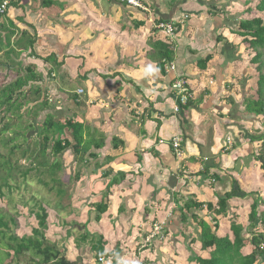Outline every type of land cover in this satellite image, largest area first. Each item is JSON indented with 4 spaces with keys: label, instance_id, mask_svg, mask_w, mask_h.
I'll use <instances>...</instances> for the list:
<instances>
[{
    "label": "crops",
    "instance_id": "crops-1",
    "mask_svg": "<svg viewBox=\"0 0 264 264\" xmlns=\"http://www.w3.org/2000/svg\"><path fill=\"white\" fill-rule=\"evenodd\" d=\"M139 1L150 12H146L148 22L143 10L125 8L113 0H11L6 13L0 16V42L8 43L7 37L12 33L8 48H14L26 33L36 39L33 49H16L20 55L12 56L14 65L0 59V65L7 67L4 69L10 74L5 86L33 66L41 79L31 81L25 92L31 91L32 98H36L32 89L41 88L40 102L46 96L49 105L55 107L52 112L48 108L39 111V121L50 114L56 121L84 124L98 139L103 133L104 146H94L89 152L98 157L88 156L89 167L80 166L82 175L78 183L74 182L77 191L74 189L73 193L78 199L75 207L79 208L73 209L75 214L80 211L85 216L82 203L104 201L108 208L100 222L96 221L98 211L91 208L85 212L88 230L92 235L103 236L105 252H111L116 264L119 259L150 264L145 248L143 251L140 247L138 255L128 249L124 253L122 242L129 243L133 237L134 244H146L155 224L162 225L161 232L147 247L171 249L177 258L182 251L189 258L188 245L181 241H198L200 221L212 229L217 223L215 234L234 241L232 226L243 228V233L248 231L252 227L249 215L253 200L261 193L264 201V170L255 159L264 151V139L252 141V137L264 136L263 131L254 133L260 123L256 120H261V116L247 113L252 99L230 96L227 90L232 80L242 81V73L233 67L241 62L233 53L235 48L223 46L220 57L211 52L213 41L225 33L228 22L210 13L212 19H204L206 25L202 29L198 25L194 28L192 24L200 23V19H192L195 14L203 17L201 9L212 7L201 8L192 0L180 7L169 1L171 11L160 13L150 0ZM185 16L188 18L183 30L173 39L159 33L152 23L160 22L157 19L175 22ZM160 42L168 43L173 53L172 59H167L176 67L172 73L157 66L154 54L153 59L149 56L157 53ZM4 54L1 50L0 56ZM207 56L211 60L203 69L202 61ZM148 65L159 71L146 78L144 69ZM176 77L185 79L194 94L189 106H181L171 89ZM81 80L84 86L74 90V83ZM80 90L83 94H78ZM68 133L69 130L65 134ZM175 137L182 140L179 158L172 148ZM114 145L122 147L117 150ZM67 164L75 165V173V157ZM205 168L208 172H204ZM115 180L118 183L110 187ZM232 193L235 198L218 214L219 200ZM189 200L204 208L181 211ZM207 204L213 205L214 210L208 211ZM261 212L264 214V204ZM86 218L80 222H86ZM95 228L101 232L96 233ZM117 228L121 235L131 237L111 245L105 231ZM256 230L264 232V225ZM251 237L245 234V239ZM118 245L119 256L115 248ZM250 247L244 252H251ZM88 254L85 258L80 253V259L87 260L91 256ZM114 261L98 260L97 264Z\"/></svg>",
    "mask_w": 264,
    "mask_h": 264
},
{
    "label": "trees",
    "instance_id": "trees-1",
    "mask_svg": "<svg viewBox=\"0 0 264 264\" xmlns=\"http://www.w3.org/2000/svg\"><path fill=\"white\" fill-rule=\"evenodd\" d=\"M116 3L122 4L123 7H131L126 2H122L119 0H113ZM214 0H210L209 2H212ZM230 0H225V2H228ZM204 2V1H203ZM206 2V1H205ZM204 2V3H205ZM234 4L242 5L241 7V13L239 16L235 19L238 21L237 24H235V27L237 25V28L228 29L230 30V33L233 35H238L239 37H242L243 42L246 45V49L248 50L250 54V61L253 66H255L256 73L258 74V80H257V94L258 99L256 101H251L250 104L247 106V113L252 114L253 116H261L264 117V0H233ZM213 3V2H212ZM205 4H208L207 2ZM152 6V5H151ZM212 8L217 9V13L220 12V9L216 2H214L211 5ZM140 10V9H136ZM141 11V10H140ZM221 11H223L221 9ZM258 12L259 14H262L260 16H257L255 13ZM142 13L146 16V22H148V16L146 12L142 11ZM213 14V13H211ZM223 15L226 17H223L225 21L230 22L229 15L225 11H223ZM160 22H173L171 20L163 21L161 19H157ZM179 21L178 19L175 20V22ZM145 20L143 21V24L146 23ZM158 23V22H157ZM178 27V25H177ZM156 29V28H155ZM157 30V29H156ZM183 30V27H181V32ZM159 31V30H158ZM178 32V33H179ZM159 33H162V31H159ZM164 34V33H163ZM12 33L8 35V46L10 47V38ZM165 35V34H164ZM167 37V36H166ZM28 38V41L25 42V39ZM218 41H221L220 37L217 39ZM36 42V39L30 38L29 34L26 33L23 35V38L21 41H16V46L14 48H8V52H6L7 56V62L14 65V59L11 58L10 54H14L15 56L17 54L20 55V53L17 52L16 49L18 48H24L25 49H33L34 44ZM1 43V42H0ZM158 49L157 53L155 52L156 49H154V52L156 53H150V58L153 59V56L155 55L157 57V66L163 70L164 65L162 62V59H172L173 53L170 50L169 44H163L162 42L157 43ZM154 54V55H153ZM159 55V57L157 56ZM211 60V57L207 56L202 62L204 63L203 69L206 68V64ZM34 67L29 66L26 69V72L23 76L18 77L14 82L10 83L9 85H6L3 90L0 91V108L4 107L5 111L7 112H13L16 114L17 119H20L22 115L19 114V110L22 107V104L20 103L21 98H23L26 94L25 88L28 87L29 83L31 81H39L41 78L37 76L34 71ZM20 71H19V74ZM33 95L40 97V90L39 89H32ZM16 98V99H15ZM36 102V101H35ZM191 100L188 102L187 106L191 105ZM233 105L235 103H232ZM49 102L46 96H44L43 101L39 103V105H36V107L30 108L27 112V116H32L34 121H37L40 115L41 110L48 108ZM13 114V115H14ZM15 116V115H14ZM39 128H42L39 130ZM28 130H31L32 132H36L35 139L31 140V143L34 145L32 147V144H29L28 147H25L21 144H15L12 140L9 142L11 147V155H14V151L19 150L22 152L21 156L23 158V161L30 158L29 166L24 171H21L20 174L25 180L29 174L32 172H36L35 174L41 175L40 177H37V181L39 184L45 186V188H49V192H53L56 190V187L59 189L57 190V196H59V203L62 205L61 199L64 201L67 197L69 198V202L67 206H71L72 204H75L78 202V199L74 194L71 193L72 188H68V186L63 185V178H65L64 174V167L63 163L60 161V156L65 153L68 150H71V155H74L76 162L78 163V166H76V172H73V176L68 173L66 176H70V180H73L75 183H78L81 178V171L83 168H88V160L86 159L88 156L90 158H97L98 156L95 153H89L91 151V148L95 146L96 149H101L104 146V140L103 133L101 134V137L96 138L94 131L91 133L90 129L85 126L84 124H78L73 123L71 120L61 122L56 121L52 115H47L44 118V121H37V125H29ZM70 131V135L66 133V131ZM89 137H87V136ZM264 136L260 137H252V141H259L263 140ZM101 141V142H100ZM8 143V142H4ZM123 146V144H122ZM120 146V147H122ZM30 147H32L30 149ZM119 146H115V149H119ZM23 150V151H22ZM15 151V152H16ZM90 154V155H89ZM1 158V157H0ZM53 160L50 162V160ZM256 161L261 163V169L264 170V151L259 155V157L255 158ZM3 163H0V168L2 169H8L7 166L10 164V161L8 162L7 159H3ZM21 163H16V165L19 167ZM33 164H37V168L32 166ZM12 165V163L10 164ZM83 165V168H80V166ZM15 166V165H14ZM16 167V166H15ZM17 169V168H15ZM10 172H8V176H10ZM53 171L51 174L53 176L54 173H60L64 174L63 178L58 177L57 179L52 178L50 181L52 182L53 186L49 187V184L45 182L44 174H48V172ZM68 172V170H67ZM66 172V173H67ZM204 172H208V169L205 168ZM204 174V173H203ZM43 176V177H42ZM43 178V179H42ZM4 181L2 185H0V200H4L6 195L3 193V188L6 187L10 193L11 190H13V187L7 183L5 179H1ZM23 180V181H24ZM117 184L118 181L115 180L112 185L110 184V187L114 184ZM67 187V189H66ZM67 191V192H66ZM66 192V193H65ZM109 193V191H108ZM106 193L105 195H107ZM235 194H228L225 195L224 198H221L217 204L219 207L218 214H222L224 210H226L228 207L227 202L233 198H235ZM239 198V197H237ZM11 202V201H10ZM33 205H35L36 208H30L24 201H22V207L27 208L29 211V216L34 217V220H36L37 225L35 227L31 228V234L29 236L24 235L21 238H18L16 235L11 234L10 236L6 235L2 229H6V231L9 229V222H11L15 228H17V216H22L19 212L17 215H7L4 213H0V236L1 241L2 239H8V243H4L5 248L3 250L5 254V258L9 262H15L16 260H19L18 258L24 255H30L31 256V263L30 264H80L79 262L81 259H78V261H71L68 259L69 257L66 255V252H62L60 249L57 248V246L50 242L48 236L46 235L47 231L51 228V224L49 223V214L46 210V204L42 203L41 199L39 200H32ZM263 202L261 205L264 204L262 197H257L255 200H253L251 213L249 215V221L250 226H252L248 231L243 233V228L239 226H232V232L234 234V241H231L229 237L220 238L215 234V230L218 229L217 223L215 225V229H212L209 224H207L204 221H200V228L201 232L198 235V241L192 240V241H186L188 245V251H189V258L187 259V262L190 264H262L261 260H264V232H258L256 230L259 225H264V216L259 213V206L260 203ZM87 211L90 212L91 208L95 209V211H98V215L96 217V221L100 222L101 216L107 211V205L104 203V201L100 202L99 204H89L87 203ZM206 209L208 211L214 210L213 205L207 204ZM64 208V207H63ZM77 208V207H75ZM79 208V207H78ZM77 208V209H78ZM204 208L202 204H198L192 200H189L187 203L184 204V206L181 208V211L183 210H198ZM2 210V209H0ZM1 212V211H0ZM80 213V211H79ZM79 217V216H78ZM87 217V216H86ZM195 217V215H193ZM86 222L83 223V227H81L79 224H75L72 228H69V226H66L67 222H63L67 228H69L66 233H69L68 236L72 235V230L80 231V236H78L80 242L86 244L88 242L89 244V251L91 252V255L94 259V262L98 263V258L100 256H111V252H105V243L102 236L98 235H92L88 230V224L89 219L86 218ZM60 225V221H59ZM79 228V229H78ZM248 233L252 235L251 239L246 238L245 234ZM96 238L99 239V241H96ZM77 240V241H79ZM249 240V241H248ZM199 246L198 249L195 250V245ZM250 245L251 252L245 253L244 249ZM119 246V247H118ZM116 248L117 250V256L120 255V245H118ZM78 244V249L81 251L82 256L88 252V250L85 248H81ZM207 254V256H206ZM206 256V257H205ZM2 258V257H1ZM0 258V264L1 262ZM113 264H116L113 262ZM153 264V263H152Z\"/></svg>",
    "mask_w": 264,
    "mask_h": 264
},
{
    "label": "rangeland",
    "instance_id": "rangeland-1",
    "mask_svg": "<svg viewBox=\"0 0 264 264\" xmlns=\"http://www.w3.org/2000/svg\"><path fill=\"white\" fill-rule=\"evenodd\" d=\"M151 3H153L157 8L158 11L161 13H169L167 11H171V9H169L168 5H169V1H174L173 4L179 3L180 7L182 4H186L187 0H150ZM195 2L196 5H199L202 8V5L204 6V8H207V6H210L216 2V4L218 5L220 12L217 13L219 16L221 17H225L223 15V11L226 10V12L229 15V20L230 22H228L226 25L227 27H224L225 33L222 32V41L221 43H219L218 41H213L214 42V46L212 48V55L215 56H222V48L223 46L227 47H234V52L237 56H238V60L241 61L240 63H237L236 65H233V67H236L237 73H242L241 74V79L242 81H236V80H232V86H230L229 88H227L230 96H234L237 98H241L243 95L245 96V101H247L248 99H252V101H256L258 99V94H257V80H258V74L256 73V69L255 66L252 65L251 61H250V54L248 52V50L246 49V45L243 42L242 37H239L238 35H233L232 33H230V30L234 28V30L237 28V25L235 27V24L238 23L237 20H235L239 14L241 13V7L242 5H238V4H234L233 0H230L228 2H225V0H214L212 2H209L210 0H192ZM206 1L208 4H205L204 2ZM181 3V4H180ZM195 4H192L193 6ZM221 9L223 11H221ZM202 11H200L203 17H199L198 14H195V17L192 19H200V23L197 24H192V27H197L196 25H198L199 29L203 28V25H206L204 21V19H212L210 18V13H213L215 15V12L218 11L215 8H208L207 11L206 9H201ZM209 10V11H208ZM186 11V10H185ZM150 13V12H149ZM257 16H260L262 14H259L258 12L255 13ZM214 15H211L214 17ZM226 18V17H225ZM0 19H2V17H0ZM191 19V18H190ZM190 19L188 20L187 24L190 25ZM225 21V20H224ZM227 21H225L226 23ZM211 23V22H210ZM186 24V25H187ZM212 26V25H211ZM190 27V28H192ZM212 29H214V27H210ZM230 29V30H228ZM225 34V35H224ZM212 37L215 36L212 35ZM8 43H6V41H2L0 43V51L3 50L4 52H8L9 50L7 49ZM3 45V46H2ZM215 48V50H214ZM11 58L12 56H15L14 54H10ZM4 58V59H3ZM7 56L4 54L3 56H0L1 61L3 62H7L6 61ZM16 61V60H15ZM8 63V62H7ZM234 63H236V61H234ZM2 64V62H1ZM9 66V65H8ZM4 68L7 67H3L2 65H0V91L3 90L5 88V83H7L8 81V77H10V74L8 72L5 71ZM231 68V72L233 71V68ZM210 71H214L211 70ZM4 73V74H3ZM5 77V78H4ZM236 77V76H235ZM240 77V76H239ZM238 78V77H237ZM32 86H38V84H32ZM72 86V85H71ZM79 86H84L82 80L81 81H76L73 85L72 88H74V90L78 89ZM227 87V86H226ZM225 87V88H226ZM28 87H26V90H28ZM30 89V88H29ZM42 89H44V87H42ZM41 91V88H40ZM42 93V92H41ZM236 96H235V95ZM26 97L28 98L27 101L25 100ZM233 97V98H234ZM32 92L30 91L29 93H26L25 96L23 98H21L20 103L22 104V107L19 110V114L22 115V117L20 119H17L16 114H14L13 112H7L5 111L4 107L0 108V163H3L4 165V161L3 159H7V161L9 162L10 159V164L12 163V165H8L7 166V170L6 169H2L0 168V185H2L4 183V181H2L1 179H5L7 181L8 184H10L13 187V190L10 191L4 187L3 188V193L6 195L4 200H0V213H4L7 214L9 216H13V215H17V213L19 212L22 216H17V228H15V226L9 222V229L6 231V229H2L4 231V233H6V235L10 236L11 234L16 235L18 238H21L24 235L29 236L31 234V228L35 227L37 225L36 220H34V217H30L29 215V211L27 208L22 207V201H24L30 208H36L35 205H33L32 200H39L41 199L42 203L46 204V210L48 211L49 214V223L51 224V228L47 231L46 235L48 236L50 242L53 244H55L57 246L58 249H60L62 252H66V255L69 257L68 259H70L71 261H76L75 259L78 258L80 259V253L81 251L78 249V244L80 246H82L81 248H87L89 247L88 242H86V244L83 243H79L80 240L78 238V236H80V232H82V230H72V235L68 236L69 233H66V231L69 228H72L76 223L79 224L80 226L83 225L82 222H80L83 218V220H85L86 218V213L87 212V203H82L81 205H83L82 208H84V214H80L79 212H77V214H75L74 212V207L75 204H72L71 206H67L68 202H69V198L67 197L64 201L61 199V201L63 202L62 205H60L59 203V196H57V190H59L56 187V190H54L53 192H49L48 189L49 188H45V186L41 185L38 183L37 181V177H40L41 175L38 176V174H35L36 172H32L31 174H29V176L24 180L23 177L21 176L20 172L24 171V169L31 167L29 166V159H26L23 161V158L21 156L22 152L19 150H15L14 151V155H11V147L12 145L9 143L11 140L15 143V144H21L24 145L25 147H28L29 144L31 143V140L35 139V135L36 132H32L31 130H28V126L29 125H37V121H34V119L32 118V116H27L26 113L29 111L30 108L39 105L40 101H41V95L39 98H32ZM16 99V98H15ZM36 101V102H35ZM54 106L49 105L48 109H50V111L52 109H54ZM52 112V111H51ZM15 116H14V115ZM26 116V118H25ZM261 120H259L257 118L256 121L260 122L259 125H257V127L254 130V133H256L258 135V132L261 133V131L264 132V117H260ZM42 128H39V130H41ZM262 134V133H261ZM260 134V135H261ZM4 142H8V143H4ZM34 145L32 144V147ZM30 147V149L32 148ZM23 151V150H22ZM71 151L68 150L65 153H63L60 156V161L63 163V167H64V174H65V178H63L64 174H58V173H54L53 176L51 175L53 173V171L48 172V174H44L45 178V182H47L49 184V187H52L53 184L50 181L52 178L57 179V176L62 177L63 178V185L68 186V188H72L71 193H74V189L75 191H77V187L74 184V181L70 180V176H66L69 174H73V172L75 171V165H69L67 164V161H72L74 155L72 156L71 154H69ZM53 160L51 159L50 162H52ZM16 163H21V166H17ZM16 167H15V166ZM5 166V165H4ZM32 166L36 167L37 164H33ZM11 167L13 168V170H11L10 176H8V172H10L9 170L11 169ZM17 168V169H15ZM37 168V167H36ZM68 170V172H67ZM67 172V173H66ZM42 178V179H43ZM50 179V180H49ZM24 180V181H23ZM67 189V187H66ZM67 192V191H66ZM65 192V193H66ZM260 197L261 193L259 194ZM263 198V197H262ZM11 201V202H10ZM263 202L260 203L259 209L263 208V205H261ZM74 206V207H73ZM64 207V208H63ZM78 208V207H77ZM261 214L264 216V214L261 212ZM79 216V218H77ZM82 220V221H83ZM59 221H60V225H59ZM63 222H67L66 226H69V228H67L65 226V224ZM76 226H74L73 229H75ZM83 227V226H81ZM79 229V228H78ZM97 231L96 233L99 234V232H101V230L99 228H95ZM105 229V228H104ZM118 229V228H117ZM127 230V229H126ZM91 232L93 233V231L91 230ZM106 234L109 238H111V240H109L110 244L113 245L114 241H126L131 237L130 234L128 235H121L122 231L120 229L118 230H111V229H107ZM97 235V234H96ZM116 235V238H115ZM129 236V237H128ZM103 237V236H102ZM121 237V238H120ZM124 237V238H123ZM1 236H0V241H1ZM118 239V240H117ZM79 240V241H77ZM2 241L6 244L8 243V239H2ZM96 241H99V239L96 238ZM135 241V239L132 237L129 241V243H132L133 246H131L130 248H127L128 246H126L129 243H125L122 242L123 246V250L124 253L128 251L132 252V253H136V255H138L139 252V248L141 247V249L143 250V248H145L150 256V264H190V263H186V257L188 258L187 254H184L183 251L180 253L181 257L177 258L175 256V253L169 249V250H162V249H158L152 246H148V244H152L151 243H144V245H136L133 242ZM0 242V258H1V264H30L31 263V256L28 255H24L19 257V260H16L14 263L13 262H9L6 258H5V254L3 252V250L5 248L4 247V243ZM184 245H187L186 241H181ZM121 243V242H120ZM136 243L140 244L139 241H136ZM115 246V245H114ZM199 244L195 245L194 249L199 251ZM90 249V248H89ZM143 250V251H146ZM87 253H89L88 255H90V251H88ZM86 253V254H87ZM119 256V255H118ZM207 256V254H206ZM205 256V257H206ZM86 258V256H84ZM129 264H141V263H136L133 261H128ZM80 264H96L94 262V259L92 258V255L89 256V258L87 257V260H82L79 262ZM261 263L264 264V260H261ZM145 264V263H143Z\"/></svg>",
    "mask_w": 264,
    "mask_h": 264
},
{
    "label": "built area",
    "instance_id": "built-area-1",
    "mask_svg": "<svg viewBox=\"0 0 264 264\" xmlns=\"http://www.w3.org/2000/svg\"><path fill=\"white\" fill-rule=\"evenodd\" d=\"M122 2H126L129 6L135 8V9H141L145 12H149L148 9H146L144 7V5L142 4L141 1L139 0H119ZM11 0H2L1 4H0V16L4 15L6 13V10L8 8V6L10 5ZM154 28H156L159 31H162V33H164L168 39H173L175 37V34L178 32V27L177 24H184V20L178 21V22H154L152 21ZM164 68L166 73H172L174 71H176V67L174 65V63L168 61L167 59H163L162 60ZM171 89L173 92H175L177 99L179 101V104L181 106L188 104V102L193 98L194 94L190 91V89H188L187 87V81L185 79H183L182 77H176L172 84H171ZM78 94H83V90H80L78 92ZM181 144H182V140L179 137H175L172 140V148L173 151L175 152V155L179 158L182 156L181 153ZM162 229V225H154V229L152 232V235L150 236L149 239H147V243H151L153 241H151L152 239L155 238L156 235H159V233L161 232ZM115 257L114 256H109V257H103L100 256L98 258L99 263H104L107 260L109 261H114ZM120 260V259H119ZM119 260H117V263L119 262ZM115 262V261H114Z\"/></svg>",
    "mask_w": 264,
    "mask_h": 264
},
{
    "label": "clouds",
    "instance_id": "clouds-1",
    "mask_svg": "<svg viewBox=\"0 0 264 264\" xmlns=\"http://www.w3.org/2000/svg\"><path fill=\"white\" fill-rule=\"evenodd\" d=\"M188 17H184V19H180L179 21L181 20H184V24L180 25V24H177L178 25V32L181 30V27L184 28L185 26V21L187 20ZM178 22V21H177ZM159 69L158 67L154 66V65H148L145 69H144V76L147 78V77H153L155 76L157 73H158ZM118 264H129V262L126 260V259H120Z\"/></svg>",
    "mask_w": 264,
    "mask_h": 264
},
{
    "label": "bare ground",
    "instance_id": "bare-ground-1",
    "mask_svg": "<svg viewBox=\"0 0 264 264\" xmlns=\"http://www.w3.org/2000/svg\"><path fill=\"white\" fill-rule=\"evenodd\" d=\"M3 46V45H2Z\"/></svg>",
    "mask_w": 264,
    "mask_h": 264
}]
</instances>
